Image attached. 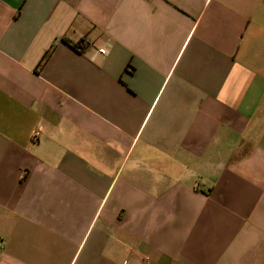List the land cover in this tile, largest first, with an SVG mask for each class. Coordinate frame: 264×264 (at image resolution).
<instances>
[{"label":"crops","instance_id":"0c3cea01","mask_svg":"<svg viewBox=\"0 0 264 264\" xmlns=\"http://www.w3.org/2000/svg\"><path fill=\"white\" fill-rule=\"evenodd\" d=\"M123 262L264 264V0H0V264Z\"/></svg>","mask_w":264,"mask_h":264},{"label":"built area","instance_id":"2783aa9c","mask_svg":"<svg viewBox=\"0 0 264 264\" xmlns=\"http://www.w3.org/2000/svg\"><path fill=\"white\" fill-rule=\"evenodd\" d=\"M98 51L101 52V53H104L105 49L104 48H99ZM123 264H125V262H123Z\"/></svg>","mask_w":264,"mask_h":264},{"label":"trees","instance_id":"16d2710c","mask_svg":"<svg viewBox=\"0 0 264 264\" xmlns=\"http://www.w3.org/2000/svg\"><path fill=\"white\" fill-rule=\"evenodd\" d=\"M44 59H45V57L43 58V61H44ZM43 61H42V62H43Z\"/></svg>","mask_w":264,"mask_h":264}]
</instances>
